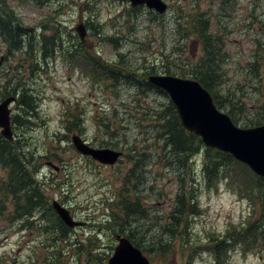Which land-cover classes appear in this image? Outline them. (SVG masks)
<instances>
[{
    "label": "rangeland",
    "instance_id": "1",
    "mask_svg": "<svg viewBox=\"0 0 264 264\" xmlns=\"http://www.w3.org/2000/svg\"><path fill=\"white\" fill-rule=\"evenodd\" d=\"M165 1L169 9L159 14L146 6L132 7L130 0H0V15H7L2 10L12 11L17 20L8 29H25L20 48L10 49L11 42L0 36V101L5 97L2 86L10 81L9 86L18 89L11 106L12 118L17 115L20 121L12 120L15 139L33 152L34 173L45 196L50 202L57 199L83 222L53 251L54 234L39 229L36 222L20 226L24 220L16 217L18 201L4 189L0 193V264H38L60 248L64 264H108L116 236L127 234L115 220L108 222L116 207L125 208L121 196H139L150 211L148 217L135 220L136 235L155 241L163 231L162 239L168 240L170 231L164 226L182 188L187 203L194 202L193 195L198 198V213L188 225L191 240L198 241L196 252L190 258L182 238L173 236V246L164 256L159 249L151 253L150 246L142 247L152 264H264L262 239L254 251H245L233 241L220 259L210 252L213 240L228 237L233 226L243 228L250 211L252 230L257 229L263 208L258 200L253 209L248 198L234 195L225 182L218 191L208 188L197 158L195 172L189 164L190 170H183L182 176L179 171V177L175 166L160 159L166 146L163 129L170 127L165 116L171 101L146 84L149 74L165 73L167 67L188 78L204 70L205 46L197 32L184 24L202 13L209 18L210 33L216 34L213 52L219 60L213 73L223 100L226 96L224 107L219 108L225 112L232 105L239 108L233 114L241 127L264 118V0ZM81 22L87 30L85 43L75 29ZM53 33L52 45H60L45 52L42 36ZM74 41L87 49L77 57L69 55L73 46L63 44ZM97 54L99 62L127 66L130 76L111 81L100 71L99 79L91 76L85 63ZM23 88L30 90L27 93L33 94L36 105L30 115L22 108ZM228 89L236 96L229 95ZM73 114L82 116L79 122L73 121ZM106 122H112L109 128ZM74 134L93 146L122 148L125 153L113 166L102 164L75 149ZM237 168L254 185L251 175L258 174ZM6 177L7 170L0 165L1 186ZM259 185L255 187L258 196Z\"/></svg>",
    "mask_w": 264,
    "mask_h": 264
},
{
    "label": "trees",
    "instance_id": "2",
    "mask_svg": "<svg viewBox=\"0 0 264 264\" xmlns=\"http://www.w3.org/2000/svg\"><path fill=\"white\" fill-rule=\"evenodd\" d=\"M1 12H5L7 15H0V36H3L9 43L11 42L10 49L22 47L25 29L17 28V32H15L14 29H8L9 25H13L16 17L12 11L2 10ZM5 16H8V21L5 19ZM208 22L209 18L205 19L203 14L200 13L195 16L194 20H188L187 22H184V24H186V26L191 29V32H197V38L205 46V52L207 51L208 57L203 63L204 70L200 74L195 75V78L212 93L216 104L219 107H224L223 105H225L226 96L223 100V96L221 95L223 94V90L217 86V77L213 73L219 60L213 52V44L216 40V34L210 33ZM179 25H181V23ZM55 35L56 34L53 33V35H50L49 37L46 35L42 36L45 52L47 50H52V48L57 45H60V42L57 45H52ZM81 43L79 41H74L73 43L63 42L65 45L73 46L69 55L72 56L74 53L75 57H77L79 53L83 51V48L86 49L85 45L79 47V44ZM82 55L83 53L80 54V56ZM98 58L99 55L97 54V57H91L85 63L89 67V70L92 71L91 76L95 75L99 79V71L100 76L102 72V75L110 81L112 77L118 78L122 76L121 79H123V77L130 76L127 66L116 67L118 64H111L110 62L105 64L104 62H99ZM79 62L80 61H77V63ZM165 73H174V75L179 74L180 76L186 75L182 71L173 72L170 67L166 68ZM9 83L10 81H5V84L2 86V89L5 93L4 96L18 92V89L11 88ZM146 84L148 85L149 89L156 90V92L166 95V92L161 88L156 87L155 85L148 82H146ZM28 91L30 92V90L27 88H23V93L20 92V98L22 99V101H20L22 102V108L25 109V113L30 115V109L35 110L36 105L34 106L35 103L33 100V94H28ZM227 93L231 96H236L235 93L230 89H228ZM239 103L242 104V101L240 100ZM230 107L231 109L227 110V113H229L233 121L237 123L239 120L233 114V112L234 110L240 112V109L233 105ZM168 110L169 111H167V115L165 117L168 120L167 124H169L170 127L168 129H163L164 136L166 138V146L163 154L160 156V159L166 163L170 162L173 166H175L178 173L179 171L181 172L182 176L183 170H190L189 164L192 165L191 171L195 172V158H197V161L202 168V173L205 175L204 184H206L208 188L216 189V191H218L221 183L225 182V184L229 186L234 193L239 194L242 198H248L251 203L250 205L253 206V209L255 208L258 200L260 201L263 208L261 216L262 219L257 222L260 223L257 225V229L254 228L252 230L254 223H252L250 219L252 217L251 213L249 219H246L244 221L245 223H242L243 228L237 229L233 226L229 229L230 235L228 237L213 240L210 252H213L216 257L218 255V258L220 259V255L223 253L224 248L227 249V246L233 241L236 244H240L245 251L255 249V247L258 246V242H261V239L263 241L262 243H264V178L251 175L255 186L248 178L243 179V175H240L242 172L238 170L237 166H242L248 170L249 168L246 165L236 160L229 153L205 146L199 136L194 135L183 127L181 120L171 102L169 103ZM107 116L103 117L102 119L107 118ZM81 117L82 116L80 114H73V121L79 122V118ZM116 117L117 116L111 117L110 120L114 121ZM259 118L260 119H257L256 121H252L247 124L245 123L244 126L248 127L264 124L263 116ZM12 120H14V122L17 124L20 123L19 116L17 115L14 116ZM110 124H112V122H106V127L109 128ZM33 159L34 162H32ZM138 161L140 162L141 159ZM35 163L36 161L33 152L29 151L28 145L26 143H23L20 138L18 140L14 139L12 141L7 140L0 133V165L2 168L7 170V177L4 179L2 186L0 185L2 189L0 190V193L4 192V189H7L15 195V198L18 201L16 217L24 220L22 224L23 226H30L36 222L40 225L38 226L39 229H45V231H49L54 234L53 240H55V245L61 244L63 241L68 239L70 228L66 226L65 223L58 217L57 213L52 207L50 199L45 196L44 190L37 181L36 175L34 173V166H36ZM250 171L249 174L252 173ZM177 176L179 177L180 173ZM258 183L260 184L258 188L260 193L259 196L255 188L257 187ZM121 200L124 201L125 208L122 209L120 207H116V212L112 214V217L108 219V222L115 220V225L121 228L122 233L124 228V231H126L127 234H123L127 235L136 246L140 247L141 249L143 247L145 250H148V246H150L151 253L153 252V248L159 249V251L162 253V256H164L166 255L167 250L173 246V236H180L183 240L182 244L190 250V258H192L196 252L195 247L198 244V241L194 242V240H191V233L188 231V225L190 223L189 218L198 213V211L195 209L198 202L197 195H193V203H187L185 190L182 188L181 193L177 194L176 203L171 214L169 215V220L167 221L168 225L164 226V229L170 231L167 233L168 240L162 239V236L165 232L160 231L158 235L159 238L155 241L152 240L151 237H139V235H136L135 228H133L135 220L146 218L150 213L149 209L142 205L140 197L135 196L134 199H131L127 196H125V198L121 196ZM3 205L4 203L1 205V207ZM35 217H41V219L37 220ZM53 218L55 219L53 220ZM119 220L121 223H118ZM241 235H247L248 239H241ZM85 250L88 254H90L89 249ZM36 263L37 262L35 261L34 264ZM38 264H64L62 249L60 248V250L56 253L54 252L49 254L48 257H45Z\"/></svg>",
    "mask_w": 264,
    "mask_h": 264
},
{
    "label": "water",
    "instance_id": "3",
    "mask_svg": "<svg viewBox=\"0 0 264 264\" xmlns=\"http://www.w3.org/2000/svg\"><path fill=\"white\" fill-rule=\"evenodd\" d=\"M130 1L132 6L145 4L160 14L168 10V3L164 0ZM75 29L84 41L87 35L85 24L81 22ZM147 80L166 91L185 129L200 136L207 146L232 154L264 178V124L246 128L236 125L228 113L217 107L212 93L197 79L155 73L149 75ZM16 101L15 95L0 101V132L9 140L14 139L10 106ZM72 142L81 154L103 164L114 165L123 155L117 149L94 147L78 134L72 136ZM53 166L58 169V166ZM53 207L68 226L81 224L58 201H53ZM117 240L108 264H151L149 258L128 237L118 235Z\"/></svg>",
    "mask_w": 264,
    "mask_h": 264
},
{
    "label": "bare ground",
    "instance_id": "4",
    "mask_svg": "<svg viewBox=\"0 0 264 264\" xmlns=\"http://www.w3.org/2000/svg\"><path fill=\"white\" fill-rule=\"evenodd\" d=\"M102 148H106V147H102ZM114 149H117V150H120V151H122L123 152V154L125 153V151L122 149V148H114ZM67 209H69L68 207H66ZM69 211H70V209H69ZM45 230V229H44Z\"/></svg>",
    "mask_w": 264,
    "mask_h": 264
},
{
    "label": "flooded vegetation",
    "instance_id": "5",
    "mask_svg": "<svg viewBox=\"0 0 264 264\" xmlns=\"http://www.w3.org/2000/svg\"><path fill=\"white\" fill-rule=\"evenodd\" d=\"M73 230H75V229H71V230H69V233H71V231H73ZM53 245V244H52Z\"/></svg>",
    "mask_w": 264,
    "mask_h": 264
}]
</instances>
